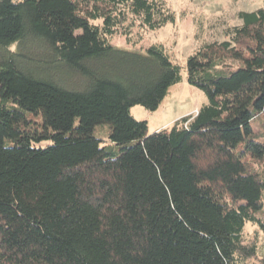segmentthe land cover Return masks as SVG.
<instances>
[{
  "label": "trees",
  "instance_id": "16d2710c",
  "mask_svg": "<svg viewBox=\"0 0 264 264\" xmlns=\"http://www.w3.org/2000/svg\"><path fill=\"white\" fill-rule=\"evenodd\" d=\"M237 16L184 61L206 101L147 133L182 67L111 39L166 0H0V264H264V9Z\"/></svg>",
  "mask_w": 264,
  "mask_h": 264
},
{
  "label": "rangeland",
  "instance_id": "374dc122",
  "mask_svg": "<svg viewBox=\"0 0 264 264\" xmlns=\"http://www.w3.org/2000/svg\"><path fill=\"white\" fill-rule=\"evenodd\" d=\"M166 2L175 13L174 23H168L153 31L134 28L131 36L137 41L131 43H127L119 35L111 39L114 45L135 51H143L149 44L160 43L182 67L181 81L168 89L156 110L149 111L141 105L130 108V114L134 119L146 121L147 133L169 128L182 116L194 114L206 101L202 91L186 81L183 69L186 57L203 43L223 40L226 27L241 24V19L237 16L239 11L264 9V0H166ZM93 133L103 144H111L107 139L108 125L96 124ZM243 236L246 241L257 238L259 253H264L263 234L256 225L246 223Z\"/></svg>",
  "mask_w": 264,
  "mask_h": 264
}]
</instances>
